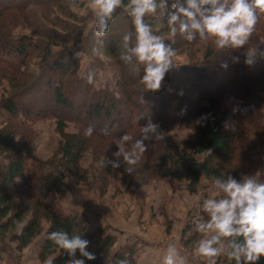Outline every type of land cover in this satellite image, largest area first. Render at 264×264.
I'll return each mask as SVG.
<instances>
[{
  "label": "rangeland",
  "instance_id": "rangeland-1",
  "mask_svg": "<svg viewBox=\"0 0 264 264\" xmlns=\"http://www.w3.org/2000/svg\"><path fill=\"white\" fill-rule=\"evenodd\" d=\"M87 4L88 0H0V40L10 43H0L3 47L0 48L1 59L8 62L20 59L21 56L15 50L16 41L22 37L25 38L27 50L21 57V64L7 62L5 65L0 61V135L10 131L7 138L9 141L4 147L6 151L0 152V171L5 170L7 160L15 159L17 153L24 159V166L40 162L41 170L53 177L54 188H57L56 200L61 210L66 213H81L87 218L90 230L104 227L116 234L119 242L125 240L124 243L133 244L136 264H160L165 247L170 241L175 242L185 257L186 264H205V258L197 255L193 248V242L201 236L193 230L192 222L203 216L199 204L203 198L214 194L212 182L202 177L195 191L190 192L184 181L158 176L151 168H145V162H150V152L155 149L157 142L149 144L147 152L142 154L136 165L134 174L125 173L123 165L117 169L110 165L105 167L102 163L105 156L114 159L112 154L117 150L113 140L96 135L85 136L84 131L80 130L81 124L88 122L84 114L77 112L73 106L57 105L53 101L52 85L59 78L64 82L65 96L72 104L74 102L77 105L75 108H82L87 105L85 102L98 101L109 95L121 98V88L122 94L127 96L136 83L131 82L133 70H130L135 63L121 61L123 47L114 39L115 34L122 35L131 30L128 27L129 18L117 9L109 27L111 31L108 30L104 37L99 38L103 40V44L99 45ZM9 6L13 7L7 10ZM257 16L255 30L245 45V50L264 41V19L259 10ZM152 23L153 30L170 42L172 38L166 22L153 20ZM183 40L185 39L179 34L176 35L173 45L176 56L173 60L179 66L170 71L168 77L179 68L188 67L193 78L197 73L193 67L201 66L205 61L219 69L223 63H227V68H223L230 72L239 65L236 69L238 78L246 82L247 76L258 75L264 70V60H257L253 66H248L244 63V49L218 50L212 37L194 42H182ZM81 43H85L81 47L83 51L78 50ZM94 46L99 49L95 54L92 52ZM110 46H114V54L106 52ZM45 52L48 56L61 53L64 56L59 59L61 61L56 67H52L53 62L43 63L41 59ZM233 56H239V62H233ZM68 58L71 60H67ZM55 72H66V75L57 78L60 74ZM117 72L130 79L121 88ZM211 72L216 74L212 69ZM89 73L93 75L92 83L87 82ZM216 78L219 81L226 80L221 90L222 108L226 112L224 123H240V162L247 165L249 157L256 160L258 163L255 174L264 179V78L240 85L233 81L234 78ZM48 79L53 82L49 84ZM173 84L179 85V92L192 101L199 98V94L189 83L185 84L180 78L173 80ZM172 87V82L167 78L162 92L167 95V92L173 91ZM9 97L23 107L24 104L31 105L35 102V107L31 108L33 112L24 107L26 112H30L24 113L26 121L17 119L15 115L11 117L2 109L1 103ZM36 97L43 98L40 104L35 100L31 101ZM117 103L118 101L114 106ZM39 107H45V112L38 113ZM116 109L117 106L114 110ZM159 110L161 109L157 108V112ZM20 117L23 118V113ZM95 120L98 121L96 124L99 128L105 126L103 112L90 123L94 124ZM113 122L108 127L115 130L117 125L122 124L121 119H114ZM195 125L196 121H164L162 132L175 144L186 148L184 141L194 137ZM67 141L73 146L70 154L73 157L80 154L77 165H73L70 155L63 153L64 142ZM29 182L37 186L32 179ZM29 182L5 184L4 189L11 191L18 202L25 199L31 201L26 196H32L36 192L31 191ZM34 213L41 216L39 210L31 208L24 218ZM40 222L42 233L21 251L15 248L14 241L7 239L6 234L10 230L0 233L2 243L9 249L2 255L3 259L0 258V264H45V261L38 258L37 247L48 221L41 217ZM186 228L190 229L185 231ZM183 232H186L184 236ZM1 234L5 235L4 238ZM227 261L224 256L217 258V264H226Z\"/></svg>",
  "mask_w": 264,
  "mask_h": 264
},
{
  "label": "trees",
  "instance_id": "trees-1",
  "mask_svg": "<svg viewBox=\"0 0 264 264\" xmlns=\"http://www.w3.org/2000/svg\"><path fill=\"white\" fill-rule=\"evenodd\" d=\"M125 3H127V0H125ZM12 7L13 6L7 7V10L12 9ZM119 10H121L123 15L127 17L122 9ZM260 14L264 19V13L260 12ZM128 25V27L132 28L130 19H128ZM109 27H111V22ZM109 30L111 31V29ZM90 34L91 32L87 37H89ZM122 35L115 34L114 39L118 42L119 46L123 47L121 40ZM24 39L25 38L22 37L16 41L17 49L15 51L21 57L27 51ZM184 41L185 40L182 42ZM0 43L6 44L8 41L0 40ZM8 44L10 45V43ZM108 44L110 45L109 41ZM13 45L14 43H12L11 46ZM80 45L81 46H79L78 50L83 51L81 47L83 45L85 46V43H81ZM0 48L2 49L3 47L0 45ZM123 51L124 48L122 52ZM106 52L114 54V46L107 47ZM63 56L64 53L48 56L45 52L42 54L41 59H43V63H46L47 61L53 62L52 65H54L52 67H56L61 61L59 59ZM21 57L18 61L8 62L6 59H1L0 56V61L5 65H7V62L11 64L17 62L21 64L23 59ZM67 60L70 61L71 58H68ZM239 67V65H236L235 69L230 72L223 67H220L219 69V67H215L211 62L205 61L201 66L193 67V69H196L197 71L193 78H191L188 67H181L177 71H174L175 73H173V75L171 74L169 77L168 75L171 72L166 74L162 88L166 85L167 78L173 85V91L169 93L167 92L166 95L162 90L158 92L143 91V85L139 82L142 69L139 65L135 64L134 68L130 70H133L131 82L136 81V83L133 85L134 88L127 94V96L122 94L121 85L126 84L125 81L130 82V79L123 77L121 73L117 72V74L120 75L119 82L122 95L121 98H119L120 96L116 97L109 95L108 97H103L101 100L99 99L98 101L100 102L97 100L88 101L85 102V104H87L86 106L75 108L77 105H74V102L72 104L70 99L65 96L64 82L59 78L52 85L54 95L53 101L57 105L64 104L73 106L74 109H77V112L79 111L84 114L85 119L88 122H86V124H81L80 130L84 131L89 125H92L94 127V136H100L103 139L109 140L117 139L124 133L138 136L140 126L146 123L148 116L151 117L153 122L159 124L161 131L163 127L162 123L164 121L177 123L184 120L188 121V123L196 121L194 137L184 141L186 148L175 144L169 136L163 132L162 135L165 137L164 140L152 139L145 141L147 148L151 143H158L155 146V149L151 150L150 162L148 164L145 162V168H151V170L158 176L171 177L184 181L186 189L190 192H194L197 183L202 177L212 182V177L214 176L224 177L227 174H231L239 179L242 173L249 175L255 174V166L258 163L256 160L249 157V159H247V165H244L239 159L238 147H240L239 144L242 140L239 133L240 123L235 125L224 123L226 112L222 108L221 90L226 83V80L219 81V79L216 78V76H222L223 79L226 78L227 80L234 78L233 81L238 85L249 82L254 83L257 80L264 78L263 70V72L258 75L247 76L248 81L246 82L244 79L238 78L239 76L236 69ZM210 68L215 71L217 75L212 73ZM137 69H140L139 72L134 74ZM55 73L60 74L59 76L57 75V78L61 77V75H66V72ZM177 78L183 80L185 84L189 83L190 87L199 94V98L196 101H192L188 96L179 92V85L177 86L176 84H173V80L175 81ZM48 82L51 84L53 81L48 79ZM174 88H177V90H174ZM34 100L40 104L43 98L36 97L31 101L34 102ZM106 101L108 102L107 105L105 104ZM117 101V109L114 110V108H116L114 104ZM34 103L31 105L24 104V107H27L32 111L31 108L35 107ZM1 106L11 117L15 115L19 120L26 121L25 114L30 113L26 112L23 106H19L15 100L10 97L4 100L1 103ZM119 108L121 110H118ZM157 108L161 110L157 112ZM190 109L193 110L190 111ZM44 110H46L45 107H39L37 112H45ZM102 112L104 113V121L106 122L104 127L99 128L96 124L98 122L97 120H95L94 124L90 123V121L95 119L96 116H99ZM22 113L23 118L20 117ZM259 113L260 112H258V115ZM141 116L142 118H140ZM114 119L116 121L121 119L122 121V124L117 125L118 128H116V130L115 128L108 127L114 123ZM59 125L63 126V123L59 122ZM103 128H107L111 134L103 135L101 133V129ZM112 129H114V131H112ZM9 133L10 131H6L5 134L0 135V152L6 151L4 147H6L5 145L8 143L7 141H9L7 140ZM63 147L64 155H70L71 160H73V165H77L80 154L78 153L75 157L70 154L73 148L72 143L68 141L64 142ZM209 150H211V154H209ZM22 155L25 156L23 152ZM249 155L250 154H248V156ZM26 166H24V159L19 153H17L15 159L10 161L7 160L4 166L5 170L2 172L0 171V233H2V231L6 232L7 230H10V232L6 234L8 235L7 239L16 243L15 248L17 250L21 251L35 237L40 236L43 231L40 219L41 217H44L48 221V226L44 229V234L42 235V239L39 240L40 243L37 247L38 258L41 261L53 259V264H67L68 257L66 253L58 246H55L47 238L48 233L63 229L70 233L76 232L82 234L83 238L90 241L88 251L95 253L96 259H85V264H116L118 259L123 258H127L130 261V264H136L134 256L135 246L133 244H120L117 240L116 234L109 232L104 227H97L90 230L87 218L81 213H66L62 211L57 204L55 195L57 188H54L53 177L50 173H44L41 170L40 162L31 166ZM19 176L20 178H18ZM30 179L34 180V184L37 186H34L29 182ZM16 181L25 183L29 182L28 184L31 191L36 192L32 196H26L31 198V201L25 199L22 202H18L11 191L4 189L5 184L13 185ZM31 208L34 211L39 210L41 216L39 217L37 213H34L25 219L24 215ZM189 229L190 228H186L185 231ZM21 231L22 234H19ZM185 233L186 232H183L182 235L184 236ZM4 236L5 235H2V238H4ZM7 249L8 248H6L0 238V258H2V255L9 250ZM77 255L79 256V253H77ZM5 260L8 259L6 258ZM226 264H235V261L228 260ZM258 264H264V258H261Z\"/></svg>",
  "mask_w": 264,
  "mask_h": 264
},
{
  "label": "clouds",
  "instance_id": "clouds-1",
  "mask_svg": "<svg viewBox=\"0 0 264 264\" xmlns=\"http://www.w3.org/2000/svg\"><path fill=\"white\" fill-rule=\"evenodd\" d=\"M87 8L99 45L103 44L99 38L108 32L117 9H122L130 19L132 28L122 37L121 60L141 67L139 82L143 91L162 90L166 74L179 66L173 60L177 34L188 42L212 37L218 50L244 49V63L248 66L264 60V41L245 50L258 21L257 10L264 13V0H127V3L125 0H88ZM153 20L166 22L170 42L153 30ZM98 51L96 46L92 48L94 54ZM231 59L239 62V56ZM221 66L227 68V63ZM87 82H93L91 73L87 75ZM93 132L92 125L84 130L87 137ZM101 133L111 134L107 128L101 129ZM152 139L165 137L159 124L148 116L138 136L124 133L113 140L117 146L112 154L114 159L105 156L102 163L113 169L123 165L125 173L134 174L142 154L147 151L145 141ZM212 185L214 194L199 204L204 215L192 222L193 230L201 236L193 242L195 253L205 258V264H217L220 256L235 264H258L264 258V179L256 174L242 173L239 179L227 174L212 177ZM47 238L66 253L67 264H85V259H96L95 253L88 251L90 241L82 234L61 229L48 233ZM45 264H53V259L46 260ZM116 264H130V261L118 259ZM160 264H186L175 242L166 245Z\"/></svg>",
  "mask_w": 264,
  "mask_h": 264
},
{
  "label": "crops",
  "instance_id": "crops-1",
  "mask_svg": "<svg viewBox=\"0 0 264 264\" xmlns=\"http://www.w3.org/2000/svg\"><path fill=\"white\" fill-rule=\"evenodd\" d=\"M124 241H125V240H121V242H119V240H118V242H119L120 244L124 243Z\"/></svg>",
  "mask_w": 264,
  "mask_h": 264
}]
</instances>
